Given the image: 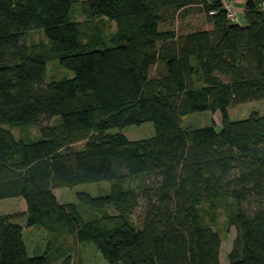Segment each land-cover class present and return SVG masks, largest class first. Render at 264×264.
<instances>
[{
	"label": "trees",
	"instance_id": "1",
	"mask_svg": "<svg viewBox=\"0 0 264 264\" xmlns=\"http://www.w3.org/2000/svg\"><path fill=\"white\" fill-rule=\"evenodd\" d=\"M196 7L211 29H160L165 13ZM244 18L229 21L223 0H0V200L26 202L25 226L0 214V264H83V241L108 264H223L222 203L239 231L224 264H264V114H228L264 100V0H245ZM32 30L46 42L25 44ZM51 54L74 76L47 82ZM206 110L222 112L219 129L183 127ZM144 122L154 136L109 131ZM30 126L39 139L12 131ZM99 181L111 182L108 194H77L91 217L54 193ZM33 225L51 235L43 255L27 254Z\"/></svg>",
	"mask_w": 264,
	"mask_h": 264
},
{
	"label": "rangeland",
	"instance_id": "2",
	"mask_svg": "<svg viewBox=\"0 0 264 264\" xmlns=\"http://www.w3.org/2000/svg\"><path fill=\"white\" fill-rule=\"evenodd\" d=\"M82 1V0H80ZM74 15L75 19H83L80 11V2L75 4ZM237 12V9L234 7ZM165 19L160 25L161 30L174 29L177 33H185L190 31H195L198 29H211L212 25L207 24L203 12L196 7L195 10H191L189 13L180 14L175 13H165ZM239 23L244 21V14L238 13ZM98 21H101L98 19ZM106 27L107 34L111 35L114 33L116 25L114 22H110L107 19H103ZM23 42L27 45L33 43L46 42L45 35L42 30H32L26 33ZM47 70L45 74V79L47 82L55 79H62L66 77H73L74 72L62 66L59 63V59L51 54L49 60L47 61ZM159 68L153 67L152 74H157ZM258 112L264 114V100H255L247 103H242L237 106H233L229 109L228 114L231 120H238L248 117L252 112ZM59 117H57L58 121ZM222 120V112L217 111H196L191 114L182 117V125L184 128H198L205 127L211 124H215L217 129L220 128V123ZM49 123H54L53 119L48 120ZM13 133L17 138L24 137L28 134L32 139H39L40 132L38 128L30 126L26 127V130L22 128H13ZM110 132L122 131L130 140H140L150 138L155 135V128L152 122H144L140 125H129L122 129L113 128L109 130ZM78 148L83 147V143L77 145ZM121 173L127 172L126 168L120 170ZM138 178L127 176L124 179V185L136 186L138 183ZM110 181H99L91 183H83L76 185L74 187H63L54 190L55 195L61 203L75 202L78 205L79 210L84 214L85 217H91L94 214V210L90 209L87 205L78 200L77 194L80 192L91 194L92 196L106 195L110 191ZM142 206L138 207L132 215L133 220L141 225L144 216L143 201L141 200ZM26 211V202L23 197L7 198L0 202V214H10L18 215L15 221L23 224L25 226V220L21 216ZM109 212L114 213L113 207L109 209ZM218 223L215 229L219 231L222 242L220 249V261L221 263H228V255L235 246V242L239 238V231L232 221V209L227 204H221L219 209ZM99 213V212H97ZM23 238L25 241L26 251L29 256L43 255L47 252L48 246L51 241L50 233L43 227L39 225H33L30 227H24ZM62 243L66 241L62 238ZM77 251L81 256L83 264H108L106 259L103 257L100 250L96 247L93 242L83 241L77 245ZM53 253H59L56 250H52ZM63 258H59L55 264H60Z\"/></svg>",
	"mask_w": 264,
	"mask_h": 264
},
{
	"label": "built area",
	"instance_id": "3",
	"mask_svg": "<svg viewBox=\"0 0 264 264\" xmlns=\"http://www.w3.org/2000/svg\"><path fill=\"white\" fill-rule=\"evenodd\" d=\"M223 5L226 9L228 20L231 22L239 23L238 13L234 9L235 5L233 3V0H223ZM210 13H214V11H211Z\"/></svg>",
	"mask_w": 264,
	"mask_h": 264
},
{
	"label": "crops",
	"instance_id": "4",
	"mask_svg": "<svg viewBox=\"0 0 264 264\" xmlns=\"http://www.w3.org/2000/svg\"><path fill=\"white\" fill-rule=\"evenodd\" d=\"M233 3L235 5V8L237 9V13H243L244 14V5H245V0H233ZM245 19L242 23L240 24H244ZM4 200V199H3ZM2 200H0L1 202Z\"/></svg>",
	"mask_w": 264,
	"mask_h": 264
}]
</instances>
